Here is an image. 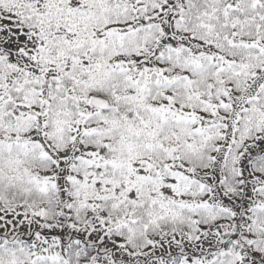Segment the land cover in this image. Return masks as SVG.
<instances>
[{
	"label": "snow or ice",
	"instance_id": "obj_1",
	"mask_svg": "<svg viewBox=\"0 0 264 264\" xmlns=\"http://www.w3.org/2000/svg\"><path fill=\"white\" fill-rule=\"evenodd\" d=\"M0 264H264V0H0Z\"/></svg>",
	"mask_w": 264,
	"mask_h": 264
}]
</instances>
